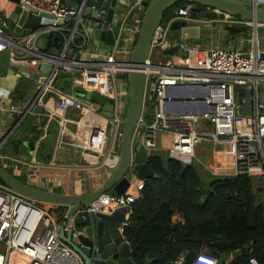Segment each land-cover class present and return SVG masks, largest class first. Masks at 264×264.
<instances>
[{
    "label": "built area",
    "instance_id": "1",
    "mask_svg": "<svg viewBox=\"0 0 264 264\" xmlns=\"http://www.w3.org/2000/svg\"><path fill=\"white\" fill-rule=\"evenodd\" d=\"M89 1L77 0L73 6L65 4V0H18L22 9L29 7L36 16L41 13L51 16H41L45 23L27 34L14 32L13 24L0 14V52L8 54L9 63L29 64L31 68L37 61L51 65L47 75L39 68L30 71L38 76L39 86L24 102L0 99V113L35 115V107L39 105L47 120L56 124L50 160L44 162L37 158L39 139L34 142L27 160L8 154L5 145L10 132L0 137V160L4 161L0 165L15 177L17 170L20 172L19 168L24 167L25 184L60 194H71L67 183L59 176L38 174L39 167L82 171L83 176L72 183L76 187L109 177L117 163L128 101L127 75L133 70L128 59L141 26V14L134 13L122 44L117 46L116 41L110 51L101 50L92 44L87 31L88 27L99 25L84 13L86 7L96 8ZM143 1L136 0L125 16L135 7L144 9ZM243 1L253 10L264 7V0ZM206 11H213L216 18L206 21L198 17L195 21H217L216 36L226 25H246L252 28L248 38L240 32L234 37L237 42L234 47L219 46L213 43L215 38L201 46H190L185 39L170 35L173 21H191L193 16ZM58 19L62 22L58 23ZM260 35L264 37V22L245 20L202 4L187 3L172 8L169 16L154 29L143 69L145 91L130 137L127 175L132 189L116 195L104 192L88 206L79 205L72 214H69L71 205H63L67 208L63 220L55 221L46 209L37 205L38 201L0 182V264H82L72 248L59 238L61 229L64 233L71 232L72 237L83 232L75 224L77 215H111L124 210L118 227L123 235L129 224L131 206L144 187L143 180L132 170L133 153L140 147L147 150L148 157L156 153L161 134L171 135L165 155L185 165L195 159L196 141L228 143L233 168L230 176L246 175L264 185L259 180L264 179V42L260 41ZM51 36L58 37L61 46L44 52L38 41ZM118 50L122 58L116 57ZM60 74L65 78H60ZM42 77L46 79L43 82L39 80ZM63 83H69L73 92L66 91ZM75 89L80 92L76 94ZM86 92L112 99V116L105 117L101 109L97 110L95 102L84 97ZM50 95L54 98L51 107L47 102ZM70 111H76L78 116L69 115ZM64 148L94 160L64 164L59 157ZM112 158L114 163H108ZM186 253L181 252L170 264H185ZM217 261L215 254L197 251L190 264H217ZM247 264L260 263L251 257Z\"/></svg>",
    "mask_w": 264,
    "mask_h": 264
},
{
    "label": "water",
    "instance_id": "2",
    "mask_svg": "<svg viewBox=\"0 0 264 264\" xmlns=\"http://www.w3.org/2000/svg\"><path fill=\"white\" fill-rule=\"evenodd\" d=\"M15 4V7L9 17V21L13 23L14 32L29 33V30L37 27L40 23H45V18L51 16L41 13L40 16L35 15V11L29 7L22 9L18 5V0H10ZM64 2V0H61ZM136 0H96L97 6L94 9L86 7L85 15L98 21V26L95 28L88 27L90 40L94 46L101 50L110 51L116 44L120 46L123 42L122 38L128 31L127 28L132 23L134 13H139L142 16L141 26L136 41L131 49L128 63L132 65L131 70L127 75L128 82V101L123 117L120 141H119V157L115 167L105 182L93 191L83 194H60L49 192L31 187L8 172L0 165V181L14 190L15 192L32 198L38 202L71 205L69 214H72L79 205L88 206L89 203L95 200L100 194L108 192L111 195L123 194L129 192L130 180L128 177L129 161H130V137L134 123L136 122L144 96V65L148 55L150 42L154 29L163 21L165 13L172 9L173 6L180 2L202 4L218 8L224 12L230 13L239 18L254 22H264V7L260 6L252 9L249 4L243 0H145L144 9L135 7L132 12L125 16V10L128 9ZM100 15V17L98 16ZM169 16V13L166 17ZM213 20L216 15L213 11L200 12L192 17L191 21L175 20L169 27L170 35L183 39H199L200 26L195 18ZM222 17V15H220ZM32 20V26L29 27V20ZM50 22V21H49ZM58 23L62 20L58 19ZM109 25V26H108ZM27 27L26 29H24ZM233 42V41H232ZM45 41L40 39L38 45L42 48ZM9 56L6 52H0V99L10 97L13 93L19 78L26 77L37 81L38 76L30 72L39 68L43 75H47L50 71V64H40L36 62V66L31 68L29 64H10ZM64 74H60V78H65ZM45 81V77L39 79ZM66 80L69 81L68 78ZM73 92V87H71ZM86 99H91L95 102V108L101 109L105 117L112 116V99H107L105 96L96 92H86ZM48 106L51 107L54 98L53 95L47 97ZM54 134H46L38 141L39 147L36 149L37 158L40 159L43 154L44 144L50 150L46 158L50 159L53 149ZM26 147L28 153H32L34 142H27ZM20 143L9 144L5 147V151L10 154H19ZM45 159V158H44ZM148 154L143 147L136 149L133 153V172L135 176L141 180L151 177H156V174L149 168L147 164ZM261 184H264L263 177L259 178ZM124 210H119L111 215L102 213H87L86 215H77L75 224L77 227H82L83 232L76 237L71 236V232L64 233L61 229L59 238L62 242L68 244L72 250L78 255L82 264H133L130 257V244L125 240L124 236L119 233L118 227L123 218ZM196 252L189 251L185 256V264H190ZM239 251L231 254L222 253L218 255L217 264H225L229 258H235Z\"/></svg>",
    "mask_w": 264,
    "mask_h": 264
},
{
    "label": "trees",
    "instance_id": "3",
    "mask_svg": "<svg viewBox=\"0 0 264 264\" xmlns=\"http://www.w3.org/2000/svg\"><path fill=\"white\" fill-rule=\"evenodd\" d=\"M246 30L244 26L229 27L231 36ZM44 41V52L61 46L55 36ZM147 164L156 177L143 180L123 233L133 264H170L181 252L189 251L210 252L217 257L239 251L225 264H247L251 257L264 264L263 187L252 177L208 178L194 163L185 165L159 153H152ZM40 203L37 205L55 221L63 220L66 206L44 207ZM176 214L182 221H173Z\"/></svg>",
    "mask_w": 264,
    "mask_h": 264
},
{
    "label": "crops",
    "instance_id": "4",
    "mask_svg": "<svg viewBox=\"0 0 264 264\" xmlns=\"http://www.w3.org/2000/svg\"><path fill=\"white\" fill-rule=\"evenodd\" d=\"M76 2H77V0H65V4H67V5L75 6ZM89 3L97 6V2H95V0H90ZM14 7H15V4L12 1L0 0V14L2 15V17L4 19H6L8 21H9V17L11 15ZM32 23H33V21L30 19L29 20V27L32 26ZM11 24H13V23H11ZM232 26L247 27V30L244 32V35L247 38H248V34H249L250 30L252 29L251 27L246 26V25H231V26L226 25V26H224L223 29L219 30V34L217 36L215 33L216 29L213 28L214 34H212L211 39L210 38L207 39L206 37H204L202 39H205V40L207 39V42L205 41V43H209L215 38L213 43H217L219 46H233L234 47L237 45V42L234 41V37L236 34H238L240 32L235 33L231 36L230 32H229V27H232ZM95 27H97V25L92 26V28H95ZM26 28L27 27H25L24 29H26ZM200 38H201V36H200ZM260 41L264 42V37L262 35H261ZM42 46H45V44H43ZM52 50H54V48H52ZM120 53L121 52L118 50L117 54H116L117 58H122V54L120 55ZM31 95L32 94H28L25 97H22V98H19L16 100L12 99V97L10 96L8 98H2V100L5 102L22 103L25 101V99H28L29 96H31ZM35 112H36L35 115L27 114L25 116L9 115L8 113H0V137H1L2 133L5 134V133L12 132V134L10 135L9 139L6 142L5 147L9 144L20 143V147L23 144V147L28 149L26 147L27 142H31V141L36 142L38 139L43 137L45 135V133L53 136L54 129L56 126L55 122L54 121L50 122L47 120L46 116L43 115V108L41 106H39V105L36 106ZM69 115L77 117L78 113L76 111H70ZM163 135L164 134H161L159 136V146L160 147H159V149H157L156 153L165 155V147L169 144L170 140H168V138H166ZM77 137H81L80 134H77ZM219 143H221V142H219ZM222 143H225V142H222ZM217 144L218 143L202 141L197 146V149L195 152V159L198 163L203 165L202 170L204 172L208 171L209 168L204 166L203 161H206L208 163V165H213V163H219L220 165H222L221 153L219 151L214 150V148L217 146ZM212 146H214V147H212ZM19 150H20V148H19ZM230 150H231V148H230ZM49 151L50 150L47 148V145L44 144L43 154H42V157L40 158L41 161L47 162L48 160H50V159L46 158V155H47V153H49ZM59 154H60L59 155L60 161H63L64 164L84 163L87 161L94 160L90 157L81 156L79 154V151H76L74 149L72 150L70 148H64L63 150L60 151ZM229 154L230 155H229L228 161L230 162V167L232 170H231V172H220L221 170H219L218 174H220L221 176L222 175L223 176H230L232 171H233L232 161H231V152ZM13 157L18 158V159H22V160L28 159V157L26 159L21 158L19 156V154H13ZM112 160H114V158L110 159L108 161V163H111V164L114 163ZM19 169L21 171L19 172V174H16V176L23 175L24 167H20ZM37 172L40 175H53V176L61 177L63 179V181L65 183H67V185L69 187L68 189H69L71 194H83V193L93 191L94 189L100 187L105 182V180L108 178V177H102L99 180L94 181L93 183L85 182L79 186L74 187L72 185V183H73L74 179L76 180L80 176H83L82 171L67 169V168H61V167L54 168V167L41 166V167H39V169H37ZM24 179H25V176H24ZM172 219H173V221H182V217L179 214L174 215Z\"/></svg>",
    "mask_w": 264,
    "mask_h": 264
},
{
    "label": "rangeland",
    "instance_id": "5",
    "mask_svg": "<svg viewBox=\"0 0 264 264\" xmlns=\"http://www.w3.org/2000/svg\"><path fill=\"white\" fill-rule=\"evenodd\" d=\"M181 3V2H180ZM187 3L186 2H182L181 5L185 6ZM170 10V9H169ZM168 10V11H169ZM126 11V10H125ZM168 15V14H167ZM166 15V16H167ZM165 16V18H166ZM206 21H208L209 19H204ZM215 25H217V21H211V23H200V36L201 38L199 39H185V43L187 45L190 46H201L202 44L205 43V41L207 42V39H211L212 34H214V27ZM261 36V35H260ZM206 37L207 39H202ZM247 38V37H246ZM116 83V81H114V84ZM64 88L66 91L70 92L71 86L69 83H63ZM39 86V83L35 80H32L31 78H26V77H21L18 80V83L13 91V93L11 94L12 99L16 100L22 97H25L28 94H33L37 91ZM148 85L146 86V93H148ZM80 91L78 89H75V93L78 94ZM36 109V107H35ZM102 124V123H100ZM105 125V124H103ZM163 136H165L166 138H168V140H170L171 135L168 133H165ZM202 142V141H196L195 144V152L197 149L198 144ZM212 145V144H211ZM214 147V146H212ZM213 149V148H212ZM214 150L219 151L221 153V159H222V165H220L219 163H213V165H208V163L206 161H203L204 166H206L208 169V171L204 172L203 169V165H201L200 163H198L196 161V159L193 161V163L199 168V170L201 171V174L205 177H220L221 175L218 174L219 170H221L220 172H231V167H230V162L228 161L229 159V153L231 152L230 150V146L227 143H218L217 146L214 148ZM216 153V152H215ZM19 156L23 159H26L29 156L28 150L26 148L23 147V144L20 147V153ZM1 162H4L2 160H0ZM113 162L115 160H112ZM221 168V169H220ZM18 174L19 171L17 170ZM223 176V175H222ZM18 178V180H20L21 182L25 183L26 179H24L23 175H19L16 176ZM255 183L256 180H254ZM260 186V185H259ZM263 187V189L260 191V196L261 198L264 200V185H261ZM41 205H43L44 207L49 206L50 204L48 203H40Z\"/></svg>",
    "mask_w": 264,
    "mask_h": 264
}]
</instances>
